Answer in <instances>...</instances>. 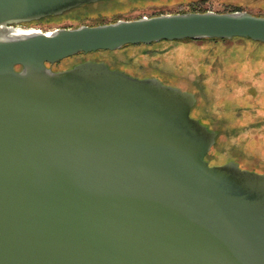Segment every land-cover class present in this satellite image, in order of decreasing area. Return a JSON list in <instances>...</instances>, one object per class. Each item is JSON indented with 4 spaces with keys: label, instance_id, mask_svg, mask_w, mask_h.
I'll list each match as a JSON object with an SVG mask.
<instances>
[{
    "label": "water",
    "instance_id": "95a60500",
    "mask_svg": "<svg viewBox=\"0 0 264 264\" xmlns=\"http://www.w3.org/2000/svg\"><path fill=\"white\" fill-rule=\"evenodd\" d=\"M108 0H0V264H264V174L205 157L196 97L87 60L184 39L264 43L245 11L161 14L50 34L14 25Z\"/></svg>",
    "mask_w": 264,
    "mask_h": 264
},
{
    "label": "rangeland",
    "instance_id": "374dc122",
    "mask_svg": "<svg viewBox=\"0 0 264 264\" xmlns=\"http://www.w3.org/2000/svg\"><path fill=\"white\" fill-rule=\"evenodd\" d=\"M125 1L80 6L21 28L53 32L192 8L218 13L238 9L235 12L264 17V0ZM85 60H104L133 75L154 76L193 93L191 117L218 134L205 160L212 166L233 160L241 169L264 174V43L248 38L160 41L73 56L53 68L64 70Z\"/></svg>",
    "mask_w": 264,
    "mask_h": 264
},
{
    "label": "flooded vegetation",
    "instance_id": "af4514ba",
    "mask_svg": "<svg viewBox=\"0 0 264 264\" xmlns=\"http://www.w3.org/2000/svg\"><path fill=\"white\" fill-rule=\"evenodd\" d=\"M110 1H112V0H108L107 2H110ZM114 1H117V0H113V2ZM125 1V0H124ZM141 2V0H126L125 2H127V3H134V2ZM95 4H99V2L98 3H95ZM92 4H89V6H91ZM92 6H94V5H92ZM187 12H194V11H187ZM186 12V13H187ZM177 13H184V12H177ZM170 14H175V13H170ZM156 15H161V14H152V15H149V16H147V15H142V16H139V17H135V18H132V19H129V20H134V19H138V18H143V17H152V16H156ZM110 23H112V22H110ZM22 24H19V25H14V27H16V28H18V27H22L21 26ZM127 46V45H126ZM98 52V51H97ZM95 53V52H94ZM90 54V53H89ZM78 55H84V54H78ZM87 55V54H86ZM77 56V55H76ZM85 61H87V60H85ZM91 61H96V62H104L110 69H118V70H121V71H124L125 73H127V74H129V75H131V76H134V77H138V78H147V77H154V76H136V75H133L132 73H130V72H128L127 70H125V69H120V68H116V67H114V66H111L108 62H106V61H104V60H91ZM82 62H84V61H82ZM58 63H60V62H58ZM78 63H81V62H77V63H75V64H78ZM57 64V63H56ZM56 64H53V65H51V66H49L52 70H54V71H59V70H55L53 67L56 65ZM74 64V65H75ZM69 68V67H68ZM65 69H67V68H65ZM155 78H157V77H155ZM159 79V78H158ZM160 80V79H159ZM162 81V80H161Z\"/></svg>",
    "mask_w": 264,
    "mask_h": 264
},
{
    "label": "bare ground",
    "instance_id": "6f19581e",
    "mask_svg": "<svg viewBox=\"0 0 264 264\" xmlns=\"http://www.w3.org/2000/svg\"><path fill=\"white\" fill-rule=\"evenodd\" d=\"M17 31H19V33H41V31H39L37 29H25V28H21V27H18Z\"/></svg>",
    "mask_w": 264,
    "mask_h": 264
},
{
    "label": "trees",
    "instance_id": "16d2710c",
    "mask_svg": "<svg viewBox=\"0 0 264 264\" xmlns=\"http://www.w3.org/2000/svg\"><path fill=\"white\" fill-rule=\"evenodd\" d=\"M191 5L193 7L195 5V3L194 4H191ZM190 11H194V12H205V11H198L196 8H192ZM235 11H238V9H236V10L234 9L231 12H235ZM184 40H186V39H184ZM188 40H191V39H188ZM219 40H224V39H219Z\"/></svg>",
    "mask_w": 264,
    "mask_h": 264
},
{
    "label": "built area",
    "instance_id": "2783aa9c",
    "mask_svg": "<svg viewBox=\"0 0 264 264\" xmlns=\"http://www.w3.org/2000/svg\"><path fill=\"white\" fill-rule=\"evenodd\" d=\"M39 31H41V30H39ZM41 33H44V34H49V33H50V31H41Z\"/></svg>",
    "mask_w": 264,
    "mask_h": 264
}]
</instances>
